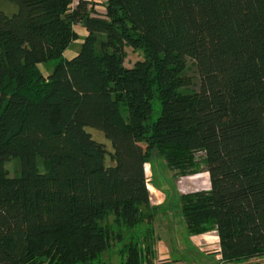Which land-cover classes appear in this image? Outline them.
<instances>
[{
  "label": "trees",
  "instance_id": "trees-1",
  "mask_svg": "<svg viewBox=\"0 0 264 264\" xmlns=\"http://www.w3.org/2000/svg\"><path fill=\"white\" fill-rule=\"evenodd\" d=\"M7 1L0 264H113L118 242L116 264H158L154 150L209 174V190L181 196L189 234L217 231L225 261L264 256V0H107L104 14L89 0ZM76 24L88 34L68 59ZM126 46L144 51L132 67Z\"/></svg>",
  "mask_w": 264,
  "mask_h": 264
},
{
  "label": "rangeland",
  "instance_id": "rangeland-1",
  "mask_svg": "<svg viewBox=\"0 0 264 264\" xmlns=\"http://www.w3.org/2000/svg\"><path fill=\"white\" fill-rule=\"evenodd\" d=\"M77 1L79 0H74L73 5H75ZM89 1L95 3V9L99 14H104L106 12L105 3L107 0H89ZM0 9H3L7 13L11 14L17 10V6L7 0H0ZM74 28L79 33V37L78 39L74 40L64 52V57L68 59L73 58L80 52L85 36L88 34L87 30L81 24H76ZM125 51H126V57L124 64L126 67H132L138 60L144 58V51L142 49H138V48L136 49L130 46H126ZM56 62L57 60H50L47 63L40 64V67L45 75H48L53 71ZM190 64H192V62H190ZM189 72L191 74L195 73V68L192 65ZM159 110H160L159 102H156L153 119H156L158 117ZM88 130L91 131L92 136L97 141L105 145L108 151H112L111 142L105 137L103 132L91 127H88ZM200 155L202 154L201 153L197 154L198 157H200ZM105 162L106 165L113 164L109 155H107ZM6 167L9 171L10 176H14L20 170L19 159L13 158L9 160L6 163ZM40 167L42 170H44V166L42 163ZM146 173L148 178L147 179L148 188L152 192L153 198H155L152 201V205H154L158 209L153 222V228L155 231V238H156L155 249L156 251H158L157 250L158 241L161 240V238H167L166 233L168 232V227L171 226V222H174L175 225L179 224V220L181 219L182 216L181 196L184 194L203 190L202 187L205 186L201 184H197V182L199 183L203 182L209 185L210 178L208 172L206 171H201L186 175L179 171L170 169L166 164L162 154L158 150H154L152 152L149 162L146 163ZM188 185H192V186L189 188ZM164 196L165 199L159 203L158 198L160 197L162 199ZM113 219L114 217L111 216L108 218V221L112 222ZM183 225H185V223ZM143 226L146 227L147 224L145 223ZM207 232L200 234H205ZM187 234L198 235V234H189L188 231ZM121 245L122 244H120L119 242L117 244L115 243L112 249L110 250V252L107 253V256L109 255L112 256L113 264L118 263L117 253ZM162 250H164L163 253L162 252L159 253L162 258H157L156 260V263L158 264L159 262L160 264H164L162 262L168 258L167 252L165 251L166 249L162 247Z\"/></svg>",
  "mask_w": 264,
  "mask_h": 264
},
{
  "label": "crops",
  "instance_id": "crops-1",
  "mask_svg": "<svg viewBox=\"0 0 264 264\" xmlns=\"http://www.w3.org/2000/svg\"><path fill=\"white\" fill-rule=\"evenodd\" d=\"M197 184L205 186L202 187L203 190L211 188V181L209 185L203 182H197ZM191 186L188 185L189 188ZM158 199L160 203L165 199V196L162 199L160 197ZM183 221L184 219L181 216L178 225L171 222V226L168 227V232L166 233L167 238H161L158 241V258H162L159 253H163L162 247H164L167 252V260H169L167 264H264V256L244 257L234 261H225L222 258V253H220L221 242L217 231L212 230L205 234L188 235Z\"/></svg>",
  "mask_w": 264,
  "mask_h": 264
}]
</instances>
